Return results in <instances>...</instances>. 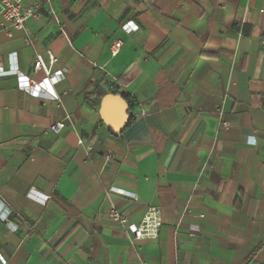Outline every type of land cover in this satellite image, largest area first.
<instances>
[{
    "label": "crops",
    "instance_id": "obj_1",
    "mask_svg": "<svg viewBox=\"0 0 264 264\" xmlns=\"http://www.w3.org/2000/svg\"><path fill=\"white\" fill-rule=\"evenodd\" d=\"M34 3L0 16L2 264H264V0ZM37 55L64 77L33 96ZM99 91L133 102L119 135Z\"/></svg>",
    "mask_w": 264,
    "mask_h": 264
},
{
    "label": "built area",
    "instance_id": "obj_2",
    "mask_svg": "<svg viewBox=\"0 0 264 264\" xmlns=\"http://www.w3.org/2000/svg\"><path fill=\"white\" fill-rule=\"evenodd\" d=\"M24 0H0V16L8 21L11 25L22 28L24 23L30 18L38 15V9L40 4L34 3L31 6H25L23 4ZM50 0H45V2L49 5ZM48 12L56 19L55 13L51 7H48ZM125 26V25H124ZM120 45L119 42L114 43V53L115 49ZM50 56V55H49ZM51 57V56H50ZM34 72L42 70L45 76L40 81H34L30 79L28 76L17 75L19 78L18 85L24 91H28L33 96H38L41 91L47 92L50 94L52 91L51 88V80H56L58 78L64 77V71L59 72L58 75H53L50 73L49 67L44 63L42 57L40 55L36 56L33 65ZM2 72V71H0ZM6 72V71H4ZM13 73H18L17 69L14 67L12 70ZM3 73V72H2ZM62 125L55 124L51 125L49 128L54 131H58ZM224 127H227V123H223ZM106 158H111L112 154L107 153L105 155ZM33 191H29L28 195L33 196ZM47 199L46 196L41 198L42 202H45ZM108 217L112 220L118 221L120 223H126L128 229H130L136 238H141L145 236H154L157 234L158 227L160 225V221L158 217H152L149 213H145L143 216L142 223L140 225H136L132 222H128L126 217L121 215L118 210L111 206L107 211ZM3 261H0L2 264Z\"/></svg>",
    "mask_w": 264,
    "mask_h": 264
},
{
    "label": "water",
    "instance_id": "obj_3",
    "mask_svg": "<svg viewBox=\"0 0 264 264\" xmlns=\"http://www.w3.org/2000/svg\"><path fill=\"white\" fill-rule=\"evenodd\" d=\"M128 104L120 94L106 93L99 102L98 113L114 135H119L129 120Z\"/></svg>",
    "mask_w": 264,
    "mask_h": 264
},
{
    "label": "trees",
    "instance_id": "obj_4",
    "mask_svg": "<svg viewBox=\"0 0 264 264\" xmlns=\"http://www.w3.org/2000/svg\"><path fill=\"white\" fill-rule=\"evenodd\" d=\"M105 94V92H103V91H99L98 92V97H102L103 95ZM116 94H120V95H122V97L124 98V100L126 101V103L128 104V114H129V120H128V124L127 125H129L131 122H132V120H133V115H132V107H133V102L131 101V99L127 96V95H125L124 93H116Z\"/></svg>",
    "mask_w": 264,
    "mask_h": 264
}]
</instances>
